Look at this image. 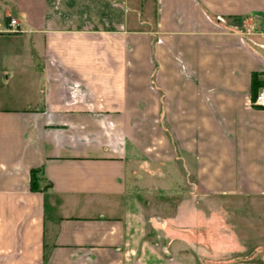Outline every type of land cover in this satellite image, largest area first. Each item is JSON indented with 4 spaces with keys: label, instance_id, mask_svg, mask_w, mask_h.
<instances>
[{
    "label": "crops",
    "instance_id": "obj_1",
    "mask_svg": "<svg viewBox=\"0 0 264 264\" xmlns=\"http://www.w3.org/2000/svg\"><path fill=\"white\" fill-rule=\"evenodd\" d=\"M253 73L264 0H0V264H259Z\"/></svg>",
    "mask_w": 264,
    "mask_h": 264
},
{
    "label": "rangeland",
    "instance_id": "obj_2",
    "mask_svg": "<svg viewBox=\"0 0 264 264\" xmlns=\"http://www.w3.org/2000/svg\"><path fill=\"white\" fill-rule=\"evenodd\" d=\"M159 183H168V181H166L164 183V181L160 180ZM169 187L166 186L164 188H162L161 191H163L164 193L168 194ZM152 191H156V193L158 192V189L154 188ZM237 202V203H234ZM221 207L224 206V208H226L229 211H234V208H238L239 212H249L250 211V204L246 203H239V201H234L233 198H224L223 199V204H220ZM219 203H218V197H211V204L210 207L211 208H218ZM257 227H258V240H257V253H256V257L258 260L259 264H263L264 263V203L258 202L257 205ZM246 216L249 217V215L247 214ZM232 222L230 223H234L233 220H231ZM246 222V223H245ZM243 223V228H247L249 225V219L247 218L246 221ZM246 225V226H245ZM244 255V254H243Z\"/></svg>",
    "mask_w": 264,
    "mask_h": 264
},
{
    "label": "trees",
    "instance_id": "obj_3",
    "mask_svg": "<svg viewBox=\"0 0 264 264\" xmlns=\"http://www.w3.org/2000/svg\"><path fill=\"white\" fill-rule=\"evenodd\" d=\"M260 87H264V79L260 77L259 73H253L252 75V92L253 99H255ZM40 175H42V171L40 169H33L31 172V183L30 188L32 190H39L40 188ZM43 177V175H42Z\"/></svg>",
    "mask_w": 264,
    "mask_h": 264
},
{
    "label": "built area",
    "instance_id": "obj_4",
    "mask_svg": "<svg viewBox=\"0 0 264 264\" xmlns=\"http://www.w3.org/2000/svg\"><path fill=\"white\" fill-rule=\"evenodd\" d=\"M10 24L13 26V30L17 29L18 22L14 18L11 19ZM253 104L264 107V87L258 91L255 99H253Z\"/></svg>",
    "mask_w": 264,
    "mask_h": 264
}]
</instances>
